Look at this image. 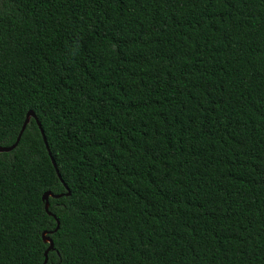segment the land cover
Returning <instances> with one entry per match:
<instances>
[{
  "label": "trees",
  "instance_id": "obj_1",
  "mask_svg": "<svg viewBox=\"0 0 264 264\" xmlns=\"http://www.w3.org/2000/svg\"><path fill=\"white\" fill-rule=\"evenodd\" d=\"M27 111L0 264H264V0H0V145Z\"/></svg>",
  "mask_w": 264,
  "mask_h": 264
},
{
  "label": "water",
  "instance_id": "obj_2",
  "mask_svg": "<svg viewBox=\"0 0 264 264\" xmlns=\"http://www.w3.org/2000/svg\"><path fill=\"white\" fill-rule=\"evenodd\" d=\"M30 116H33V117H34L33 112H32V111H27L26 114H25L24 121H23V123H22V125H21V128H20V130H19V132H18V134H17V136H16L14 142H13L12 144H10L9 146H2V145H0V152H2V151H8V150H10L12 147H14V146L16 145L17 140L19 139L20 133L22 132V130H23V128H24L25 124L27 123L28 118H29ZM34 120H35V122H36V124H37V126H38V128H39V131H40V134H41L42 140H43V142H44V144H45V146H46L45 138H44V135H43V133H42V129H41L40 125H39V122L37 121L36 117H34ZM46 148H47V146H46ZM47 152H48V155H49L50 161H51V163H52V165H53L54 171L56 172V175L59 177L58 172H57V168L55 167V162H54L53 158L51 157L48 148H47ZM64 186H65V185H64ZM48 196L55 197V196H59V194H52L50 191L47 190V191L43 192V194H42V196H41V198L44 200L43 208H44V210H45L48 214H50V212L47 211V197H48ZM55 221H56V225H55L54 230L57 228V225H58V222H57L56 219H55ZM45 234H46V231H42V232H41V235H40L42 241L45 242V243H47V247H46L45 250L43 251L44 258H43V262H42V264L46 261V253H47V251H48V250H51V249L53 248L51 238H50L49 236L45 235Z\"/></svg>",
  "mask_w": 264,
  "mask_h": 264
}]
</instances>
